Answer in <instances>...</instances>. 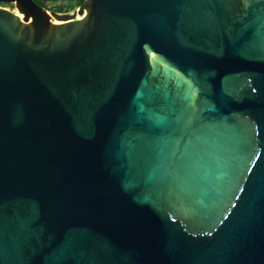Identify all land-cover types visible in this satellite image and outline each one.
I'll return each instance as SVG.
<instances>
[{"label": "water", "instance_id": "water-1", "mask_svg": "<svg viewBox=\"0 0 264 264\" xmlns=\"http://www.w3.org/2000/svg\"><path fill=\"white\" fill-rule=\"evenodd\" d=\"M0 3V264H264V0Z\"/></svg>", "mask_w": 264, "mask_h": 264}, {"label": "trees", "instance_id": "trees-1", "mask_svg": "<svg viewBox=\"0 0 264 264\" xmlns=\"http://www.w3.org/2000/svg\"><path fill=\"white\" fill-rule=\"evenodd\" d=\"M37 3H39L41 6L57 12V13H69L74 10H76L78 7H80L86 0H53L51 2L50 8L47 7V1L46 0H35ZM2 6H10L12 7L11 3H0Z\"/></svg>", "mask_w": 264, "mask_h": 264}, {"label": "rangeland", "instance_id": "rangeland-1", "mask_svg": "<svg viewBox=\"0 0 264 264\" xmlns=\"http://www.w3.org/2000/svg\"><path fill=\"white\" fill-rule=\"evenodd\" d=\"M47 1V7L48 8H50V6H51V2L53 1V0H46ZM47 9V8H46ZM47 10H49V9H47ZM49 11H51V10H49Z\"/></svg>", "mask_w": 264, "mask_h": 264}, {"label": "flooded vegetation", "instance_id": "flooded-vegetation-1", "mask_svg": "<svg viewBox=\"0 0 264 264\" xmlns=\"http://www.w3.org/2000/svg\"><path fill=\"white\" fill-rule=\"evenodd\" d=\"M0 6H2V5H0ZM11 6L13 7V4Z\"/></svg>", "mask_w": 264, "mask_h": 264}]
</instances>
